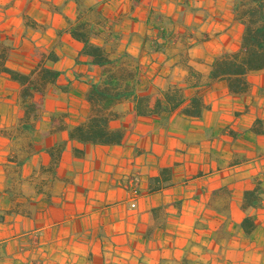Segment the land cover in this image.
<instances>
[{"label":"crops","instance_id":"1","mask_svg":"<svg viewBox=\"0 0 264 264\" xmlns=\"http://www.w3.org/2000/svg\"><path fill=\"white\" fill-rule=\"evenodd\" d=\"M235 5L0 0L7 65L60 71L29 118L32 99L0 75V264H264V67L240 93L211 77L241 46ZM72 30L110 63L93 64ZM106 79L123 94L110 109L123 141L81 143L69 131ZM174 88L177 108L137 114L138 96ZM194 97L207 106L199 116L182 111Z\"/></svg>","mask_w":264,"mask_h":264},{"label":"trees","instance_id":"2","mask_svg":"<svg viewBox=\"0 0 264 264\" xmlns=\"http://www.w3.org/2000/svg\"><path fill=\"white\" fill-rule=\"evenodd\" d=\"M235 8L244 25L241 46L237 51L226 52L215 59L211 77L226 78L230 90L240 93L247 89L246 75L252 70L264 67V0H236ZM72 34L84 39V53L91 57L93 64L104 66L110 63L104 49L86 39L83 31L72 30ZM10 52L11 46L0 36V75L7 73L21 83L23 100L32 99L24 110V117H37L46 85L55 81L60 71L39 64L28 74L21 73L7 65ZM112 86L111 79L104 80L103 84L92 83L87 94L92 106L90 116L86 121L70 129L71 138L84 144H120L123 141L124 130L110 126V120L115 116L110 109L123 96L121 93L113 92ZM180 91L179 88H174L164 91L163 94L138 96L137 114L159 113L177 108L180 105ZM206 107L201 97H194L182 111L188 115L199 116ZM81 152L82 150H79L76 153ZM251 195L246 193V198L249 199ZM242 225L246 232L253 228L249 217L244 219Z\"/></svg>","mask_w":264,"mask_h":264},{"label":"built area","instance_id":"3","mask_svg":"<svg viewBox=\"0 0 264 264\" xmlns=\"http://www.w3.org/2000/svg\"><path fill=\"white\" fill-rule=\"evenodd\" d=\"M131 180L135 181V176H132ZM132 205L135 206V203H132Z\"/></svg>","mask_w":264,"mask_h":264}]
</instances>
